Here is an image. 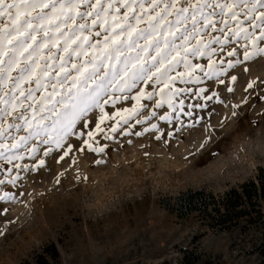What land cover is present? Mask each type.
<instances>
[{
    "label": "rangeland",
    "instance_id": "rangeland-1",
    "mask_svg": "<svg viewBox=\"0 0 264 264\" xmlns=\"http://www.w3.org/2000/svg\"><path fill=\"white\" fill-rule=\"evenodd\" d=\"M230 47L213 57L218 75L197 69L199 80L174 81L171 108L155 107L154 95L140 101L138 113H124L126 122L115 116L137 106L131 97L140 89L162 87L138 81L130 91L102 93L109 101L102 131L100 108L92 107L67 136L61 125L48 129L63 136V147L34 140V154L11 163L0 157V196L10 194L0 200V264L32 261L51 244L59 253L52 264H182L187 252L212 264H261L259 254L246 253L248 238L238 231L210 230L196 215L181 219L167 207L187 190L221 195L264 169V56L245 61L238 46L229 57ZM190 59L207 71L206 57ZM182 71L180 65L171 75ZM85 140L103 151H90Z\"/></svg>",
    "mask_w": 264,
    "mask_h": 264
},
{
    "label": "snow or ice",
    "instance_id": "snow-or-ice-1",
    "mask_svg": "<svg viewBox=\"0 0 264 264\" xmlns=\"http://www.w3.org/2000/svg\"><path fill=\"white\" fill-rule=\"evenodd\" d=\"M225 46H231L229 57L237 55L238 46L245 61L264 56V0H0V157L8 163L22 160L37 151L35 143L29 144L34 140L63 147V136L92 107L100 108L96 130L102 131L100 125L109 118L103 108L109 101L102 93L130 91L138 81L162 87L158 92L140 89L131 97L137 106L115 116L126 122L124 113H138L144 107L140 101L154 95L160 97L155 107L167 102L171 108L178 91L174 81L199 80L193 76L197 69L209 78L218 75L213 57ZM200 57L207 58V71L191 63L190 58ZM227 63L234 66L232 60ZM180 65L184 71L172 76ZM57 125L63 136L48 131L55 132ZM84 144L103 151L88 140ZM71 150L69 145L60 159ZM44 163L39 160L40 166Z\"/></svg>",
    "mask_w": 264,
    "mask_h": 264
},
{
    "label": "trees",
    "instance_id": "trees-1",
    "mask_svg": "<svg viewBox=\"0 0 264 264\" xmlns=\"http://www.w3.org/2000/svg\"><path fill=\"white\" fill-rule=\"evenodd\" d=\"M178 218L196 215L202 225L213 231H238L248 238L246 253H257L264 259V169L221 195L203 189L187 190L167 204ZM59 257L54 244L45 247L32 261L24 264H52ZM182 264H212L197 252H187ZM264 264V261L261 263Z\"/></svg>",
    "mask_w": 264,
    "mask_h": 264
}]
</instances>
